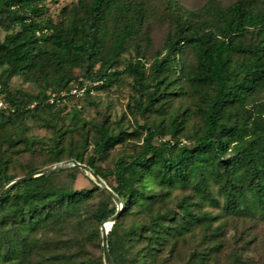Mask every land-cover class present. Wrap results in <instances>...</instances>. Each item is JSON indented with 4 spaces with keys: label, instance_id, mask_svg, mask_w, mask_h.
<instances>
[{
    "label": "trees",
    "instance_id": "obj_1",
    "mask_svg": "<svg viewBox=\"0 0 264 264\" xmlns=\"http://www.w3.org/2000/svg\"><path fill=\"white\" fill-rule=\"evenodd\" d=\"M49 1L60 0H0V29L7 34L0 40V85L8 104V110L0 111V128L44 110L53 114L64 103L92 99L68 96L53 105L23 92L13 95V78L60 73L66 65L80 68L82 82L63 77L56 95L85 82L98 84L95 90L112 89L120 82L117 69L132 45L137 56L125 72L140 95L132 109L143 116H169L159 125L144 126L145 134L118 133L104 123L95 128L92 142L86 138L82 151L68 150L61 142L52 150L51 164L75 160L86 165L122 199L124 209L109 233L115 263L120 264V243L131 264H177L180 244L198 231L219 240L215 252L221 254L231 222H264V0H238L229 6L210 0L199 11L173 1L172 29L152 63L137 43L148 19L145 1L77 0L73 19L64 26L44 18ZM99 65L104 72L97 70ZM168 95L195 99L194 108L169 115L161 104ZM59 133L62 140L65 134ZM133 137L142 144L104 170L99 160ZM90 148L95 155L88 157ZM10 165V158H0V189L19 178ZM48 165L30 168L23 177ZM80 172L77 166L60 171L58 175L69 173L71 178L63 187L56 186L55 174L45 175L0 197V264H105L91 257L85 243L96 242L101 231L89 232L85 240L62 238L71 227H83V215L98 195L106 198L93 213L99 224L119 210L97 184L93 190H75ZM170 201L175 203L170 206ZM236 259L241 264L238 254ZM208 263L195 253L187 264Z\"/></svg>",
    "mask_w": 264,
    "mask_h": 264
},
{
    "label": "rangeland",
    "instance_id": "obj_2",
    "mask_svg": "<svg viewBox=\"0 0 264 264\" xmlns=\"http://www.w3.org/2000/svg\"><path fill=\"white\" fill-rule=\"evenodd\" d=\"M148 5V19L142 36L137 40L140 45V52H145L149 62L152 63L157 52L163 50L165 39L172 29L171 9H174L173 1L187 11H199L205 8L210 0H143ZM224 6H229L238 0H218ZM77 0H60L58 2L49 1L45 4L47 9L44 11V18L52 20L58 26L70 24L74 15V8ZM171 8V9H170ZM18 31L15 30L14 33ZM6 33L0 29V40L4 41ZM137 56V47L130 46L121 60L118 71L122 74L119 76L120 82L112 89L96 90V94L91 96L92 99L87 102H70L64 103L61 108L53 114L47 111H41L36 118H31L17 125H10L7 128H0V158L11 159L10 170L19 178L23 177L30 168H44L55 166L52 163L53 148L56 143L61 142V146L67 147L68 150L82 151L84 141L90 136V142L97 136L96 127L106 124L112 131H126L134 133L135 131L144 132V126L154 124L159 125L161 122L168 121L169 116H162L159 112L147 113L143 116L137 110H134L135 100L140 97L133 90L134 79L125 72V69L132 58ZM192 59V57H190ZM99 72H104L105 67L99 65ZM63 77H72L75 82H82L79 67L65 65L60 73L51 71L47 75L37 74L32 76L28 73L19 75L12 80L10 92L16 95L17 92L28 94L31 98H41L43 102H48L55 91L59 80ZM89 82H85L87 84ZM195 99L177 100L176 97L168 95L166 100L162 101L164 109L169 115L185 111L187 108H194ZM159 104V105H161ZM67 106V107H66ZM132 106V107H131ZM65 107V108H64ZM85 127V128H84ZM84 128V129H83ZM65 134L60 138V133ZM66 132L67 135H66ZM16 141L23 140L16 146L7 143L12 139ZM25 142V143H24ZM142 144L137 137L124 146H119L107 158L99 160L104 170L113 169L115 160L124 153L132 154L136 144ZM94 149L90 148L89 156H94ZM41 169V170H42ZM65 170V169H64ZM55 173L54 182L57 187H63L66 183L71 182L69 173L58 175ZM54 175V174H52ZM95 180L90 174L83 170L78 175L74 183V189L77 191H88L95 188ZM113 187L116 182L111 180ZM152 186V185H151ZM104 190V189H103ZM105 191V190H104ZM106 192V191H105ZM180 198L183 193L178 192ZM113 199V198H112ZM106 200L102 195H98L94 201V206L89 213L83 215V227L74 230L72 227L62 236L64 240L73 239L78 235L81 240H85L89 232L101 231V236L96 242L86 243L91 257L97 261H104L102 225L94 219V211L98 204ZM114 204L116 202L113 199ZM170 201L168 205L174 204ZM117 205V204H116ZM209 210L217 212L218 209ZM79 226V225H78ZM227 239L224 245V251L221 254L215 252L220 246L219 240L211 236L205 238L203 231H198L192 236H188L179 247L180 260L177 264H187L193 254L206 256L209 259L208 264H236L238 261L236 255H239L241 264H264V222L260 220L239 221L228 225ZM118 245V258L120 264H131L126 260L124 253L121 251L120 243ZM123 253V254H122ZM168 255V254H166Z\"/></svg>",
    "mask_w": 264,
    "mask_h": 264
},
{
    "label": "water",
    "instance_id": "obj_3",
    "mask_svg": "<svg viewBox=\"0 0 264 264\" xmlns=\"http://www.w3.org/2000/svg\"><path fill=\"white\" fill-rule=\"evenodd\" d=\"M70 166H77L80 167L82 170L86 171L88 174L92 176V178L95 180L97 185H99L102 189H104L116 202L117 206L119 207L118 213L111 218L110 220L106 221L102 225V235H103V250H104V260L105 264H116L114 258L112 257L110 250H109V233L105 227L106 223H110L111 226L113 227L115 223L119 220L122 211L124 209V203L122 199L107 185V183L99 176L97 175L90 167L80 164L79 162L72 160V161H67V162H62L59 163L55 166L44 168L42 170H39L36 173H33L29 176L26 177H21L13 182L7 184L3 188L0 189V197H2L5 193L9 192L12 190L14 187L17 185L26 182V181H31L33 179L43 177L45 175H52L57 172H60ZM112 230V229H111ZM110 230V231H111Z\"/></svg>",
    "mask_w": 264,
    "mask_h": 264
},
{
    "label": "built area",
    "instance_id": "obj_4",
    "mask_svg": "<svg viewBox=\"0 0 264 264\" xmlns=\"http://www.w3.org/2000/svg\"><path fill=\"white\" fill-rule=\"evenodd\" d=\"M97 85L98 84H92V83L79 85L75 87L71 92L63 93L61 96H58L56 94L53 95L48 102L53 105L55 104L61 105L63 103L62 99L68 96L75 97L78 99H83L87 96H94L96 94L95 87ZM5 110H8L7 95L4 92L3 86L0 85V111H5Z\"/></svg>",
    "mask_w": 264,
    "mask_h": 264
},
{
    "label": "bare ground",
    "instance_id": "obj_5",
    "mask_svg": "<svg viewBox=\"0 0 264 264\" xmlns=\"http://www.w3.org/2000/svg\"><path fill=\"white\" fill-rule=\"evenodd\" d=\"M105 227L108 232H110V230L113 228L110 223H106Z\"/></svg>",
    "mask_w": 264,
    "mask_h": 264
}]
</instances>
